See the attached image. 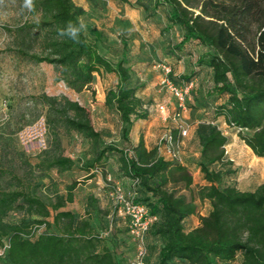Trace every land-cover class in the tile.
<instances>
[{"label": "trees", "instance_id": "trees-1", "mask_svg": "<svg viewBox=\"0 0 264 264\" xmlns=\"http://www.w3.org/2000/svg\"><path fill=\"white\" fill-rule=\"evenodd\" d=\"M195 1L160 0L159 5L168 6L170 27L182 32L174 47L175 55L195 45L205 48L191 74L181 75L176 83L171 69L169 79L178 86H194L197 69H209L212 87L208 98L224 99L217 107V118L193 130L200 155L192 162L207 182L199 190V197L212 205L198 228L187 231L185 225L186 219L197 213L194 200L178 188H169L170 184H181L183 189H190L194 180L189 169L162 156L158 144L149 150L144 135L130 151L105 144L90 111L66 97L42 96L48 107L47 125L53 131L63 126L93 142L94 156L85 162L84 170L91 172L97 164L114 157L119 171L132 179L130 191L122 189L128 195L135 194L134 201L148 206L151 215L158 218L148 232L147 242L148 249L150 240H159L160 246L156 261L148 255L147 264L230 263L239 254L240 264H264V183L254 191L238 188V172L226 159L229 138L214 124L225 117L234 129H242L240 138L253 153L264 158V0ZM33 4L35 12L40 13L34 33L41 41L38 46L32 45L28 41L32 30L22 26L16 54L35 63L54 65L59 79L77 92L90 88L95 74H114L117 86L109 90L106 104L116 106L125 125L123 136L128 138L134 124L147 119V112L139 110L141 100L131 84L127 42L122 58L114 64L90 42L84 26L80 27V18L86 14L83 7L75 6L72 0H33ZM69 24L79 29L75 37ZM58 29H65L63 36ZM170 132L175 138L179 135V130ZM55 143L60 147L58 134ZM75 165V160L59 154L49 158L47 168L69 171ZM76 187V183L68 185L66 195L58 193L56 202L49 203L0 185V247L10 246L0 264H130L133 258L127 263L119 259L116 241L112 240L115 247L105 244L103 234L95 233L91 220L63 210L75 201ZM89 199L91 204L96 202L94 196ZM42 226L41 231L35 230ZM53 226L61 232H52ZM112 231L110 226L108 235Z\"/></svg>", "mask_w": 264, "mask_h": 264}, {"label": "rangeland", "instance_id": "rangeland-1", "mask_svg": "<svg viewBox=\"0 0 264 264\" xmlns=\"http://www.w3.org/2000/svg\"><path fill=\"white\" fill-rule=\"evenodd\" d=\"M159 1L72 0L75 6L85 9L86 14L80 18L85 33L102 56L117 63L125 50L124 42H127L131 84L141 100L139 110L147 112V119L136 122L125 138V125L116 106L106 104L109 90L117 86L116 76L95 74L91 87L77 92L59 79V70L54 65L35 63L18 56L15 50L21 42L17 35L22 26L32 30L28 33V41L34 46L39 45L41 40L34 29L40 21V13L35 12V8L29 10L24 0H0V185L5 190L25 191L50 203L56 202L58 193L66 195V187L76 183L75 201L63 210L91 220L95 233L103 234L105 244L115 247L112 240L116 241V254L126 263L134 257L136 246L126 225L122 223L117 227L116 223L121 217L110 193L118 184H111L109 177L117 171V159L111 157L97 164L91 172L84 170L85 162L94 156L93 142L60 125L53 131L47 125L48 107L41 98L48 95L78 101L90 111L94 127L102 133L104 143L128 151L141 135L152 146L158 144L165 133L189 126L181 156L183 161L187 156L196 160L200 155V144L193 137V130L200 123L217 118V107L224 99L208 98L207 92L212 87L211 70L196 68L198 74L194 90L187 97V111L179 113L175 96L162 83L166 75L164 67L174 71L178 83L181 75L192 73L205 48L195 45L189 51L185 49L175 55L182 32L170 27L168 6L159 5ZM161 106L165 107L166 114L162 113ZM177 113L179 117H176ZM220 119L221 130L237 144L233 163L241 180L236 183L243 190L253 189L264 182V159H259L246 147L239 131L230 126L225 117ZM55 134H58L60 147L55 143ZM59 154L75 160V167L69 171L48 169L49 158ZM195 168H188L194 180L190 189H183L181 184L169 185L171 189H180L181 194L197 205V213L186 224L188 229L199 227L201 219L212 210L211 202L199 197V190L207 182L201 171L198 173L199 167ZM89 196H94L96 202L91 204ZM110 226L112 235H108ZM52 232L61 231L53 226ZM149 242V256L155 262L160 241ZM241 261L242 254H239L234 262L218 264H240Z\"/></svg>", "mask_w": 264, "mask_h": 264}, {"label": "built area", "instance_id": "built-area-1", "mask_svg": "<svg viewBox=\"0 0 264 264\" xmlns=\"http://www.w3.org/2000/svg\"><path fill=\"white\" fill-rule=\"evenodd\" d=\"M165 77L162 83L168 87V89L173 93L177 100L179 113L187 111V97L190 93L193 84L178 86L173 83L168 74L171 69L164 67ZM163 114H166V109L164 106L160 107ZM177 113L176 117L180 114ZM167 117H164L166 120ZM179 130L178 137H174L172 132L165 133L158 142V150L162 156L173 161L183 163L181 148L184 145L185 139L188 137L190 132L189 126H180L177 128ZM239 132L242 129L238 130ZM226 149V147H225ZM226 149V154H227ZM112 199L117 205L118 211L126 219L127 228L129 230L130 236L133 238L136 246V251L130 264H147L146 260L149 255L147 236L150 228L158 220L157 217L152 216L148 206L144 204H139L134 201L135 194H126L120 185H115L114 190L110 193ZM44 228L37 227L35 230L41 231ZM9 244L0 247V259L6 254L9 248Z\"/></svg>", "mask_w": 264, "mask_h": 264}, {"label": "crops", "instance_id": "crops-1", "mask_svg": "<svg viewBox=\"0 0 264 264\" xmlns=\"http://www.w3.org/2000/svg\"><path fill=\"white\" fill-rule=\"evenodd\" d=\"M219 123H222V120L219 118V120H217L216 122H214V124H217L218 125V127L220 128V125H219ZM221 129V128H220ZM186 141H187V139H185V142H184V144L186 143ZM146 143H147V148L149 149V150H151L155 145H152L151 146V144H149L147 141H146ZM188 143H190L189 142V140H188ZM157 145V144H156ZM246 145V144H245ZM236 146H237V144L236 143H232L231 141H230V139H229V144L226 146V149H227V154H226V159L227 160H230V161H232V162H234V159H233V156H234V154H235V150H236ZM246 147H248L247 145H246ZM249 148V147H248ZM189 159V157L187 156V157H185L184 158V161H183V165H186L188 168L189 167H191V166H194V167H198L196 164H194V162H192V160H188ZM259 159H264V158H259ZM116 168H117V171H116V173H112L111 174V176L109 177V180L111 181V184H113V183H116V184H118V185H120L121 187H123V189L125 190V191H130V189H131V187H132V179L131 178H129V177H125L123 174H122V172H120L119 171V169H118V166H116ZM195 168V169H196ZM197 171H198V173H200V169H197ZM238 180H241V177H240V174L238 175V177H237V181ZM264 183V182H263ZM263 183H260V184H258L255 188H253V189H241L238 185V188L240 189V190H242V191H254V190H256L261 184H263ZM118 214H119V217H121V218H119L118 220H117V227H119V226H122V223H124L125 225H126V227H127V224H126V219L120 214V212H118ZM192 217V216H191ZM190 218V217H189ZM189 218L188 219H186V221H185V225L187 224L188 225V222H190V220H189ZM124 220V221H123ZM198 228V227H197ZM192 230H194V229H188L187 228V231H192Z\"/></svg>", "mask_w": 264, "mask_h": 264}, {"label": "clouds", "instance_id": "clouds-1", "mask_svg": "<svg viewBox=\"0 0 264 264\" xmlns=\"http://www.w3.org/2000/svg\"><path fill=\"white\" fill-rule=\"evenodd\" d=\"M24 4L25 6L29 9V10H32L34 8V4H33V0H24ZM72 24H69L70 26V30L72 32V35L75 37L76 33L79 31V29L77 28H72L71 27ZM80 27L82 28L83 27V24L81 23ZM58 32L61 36L64 35L65 33V29H58Z\"/></svg>", "mask_w": 264, "mask_h": 264}]
</instances>
